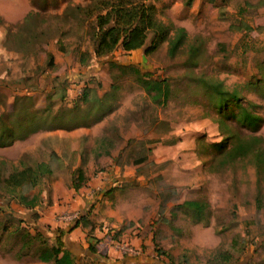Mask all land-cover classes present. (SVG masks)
<instances>
[{
    "label": "rangeland",
    "instance_id": "obj_1",
    "mask_svg": "<svg viewBox=\"0 0 264 264\" xmlns=\"http://www.w3.org/2000/svg\"><path fill=\"white\" fill-rule=\"evenodd\" d=\"M98 1L0 0V141L30 116L37 127L0 142V171L50 167L13 195L0 184V264H51L40 253L58 242L75 264H219L224 250L226 264H264V163L225 162L219 144L233 132L264 147V0H131L152 2L170 36L184 26L186 37L173 53L168 39L146 52L149 30L140 49L95 56L94 16L75 6ZM147 77L165 83L150 88ZM217 82L223 110L210 93ZM78 167L86 178L75 189ZM185 199L206 212L194 216ZM82 214L96 240L74 230Z\"/></svg>",
    "mask_w": 264,
    "mask_h": 264
},
{
    "label": "trees",
    "instance_id": "obj_2",
    "mask_svg": "<svg viewBox=\"0 0 264 264\" xmlns=\"http://www.w3.org/2000/svg\"><path fill=\"white\" fill-rule=\"evenodd\" d=\"M97 3L99 4L98 7H95L96 5L85 7L80 5L75 6L76 8L81 9L86 16H94V20L91 25L94 28L93 53L95 56L106 55L118 44H120L126 51L140 49L145 42L147 32L149 30L153 32V35L150 44L145 48L146 52L151 51L157 43L168 39L169 51L173 53L180 42L187 35V31L184 26H175V31H173L172 36H170V27L157 19L156 6L152 2L99 0ZM27 16L28 15L24 17V20ZM191 49L193 53L195 48L191 47ZM109 62L121 68L125 66V64L120 62L112 60ZM144 81L146 83L145 85L150 88H160L161 85L165 83V80H159L153 77H147ZM209 88L211 91L210 93H212V96L216 99L219 110H223L224 105L227 104L226 101H228V92L222 88L219 82L212 83ZM230 95L239 106L238 113L241 120L255 126L258 118L257 114L250 111L248 107L240 104L239 96L235 90H232ZM81 97L82 100H87V93L84 92ZM32 121L33 116H30L29 123L22 126V130L25 129L24 132H20L19 134H15L12 130H8L7 135L11 136V138L7 141H0L1 145L11 143L16 135H18L19 138H23L28 133L35 131L37 127L31 126ZM52 126V124H49L47 127L50 128ZM224 137L225 139L219 142V144L224 146L221 154H223L222 159H224L225 162L233 161L238 157L250 155L254 158L257 167H261L264 163V147L259 144L261 139L259 135L247 134L240 136L233 132H227L224 134ZM227 141H230L229 145H227ZM146 158V155H140L135 158L133 162L139 163L144 161ZM42 165L44 168L41 167ZM77 171L80 182L73 183V187L75 189H79L82 185V181L86 178L82 167H78ZM48 172H50V167L45 163L39 162L36 167L24 165L11 170L6 175H3L0 171V184L4 186L5 190L9 191L13 195V191L17 187L31 185L34 183L35 178ZM107 193L109 192H106L105 194ZM18 201L25 207L31 208L37 203V196L33 195L30 198H27L26 195L19 194ZM180 206H185L190 210L192 209L193 215L196 217L206 212V206L195 199H185L180 203ZM79 223L86 228V238L89 240H91V237L95 238V240L97 239L93 236L95 235L93 233L94 225L91 224L87 214H82L76 219L75 225H78ZM39 234V232L36 233V235ZM155 248L157 249L156 245ZM89 249L92 252L96 251L95 244L90 243ZM103 256L107 257L105 254H103ZM40 258L47 261L51 260V264H75L71 252L66 248L63 249L59 242L45 246L44 250L40 253ZM215 258V260L218 261L217 263L226 264L231 261L232 254L227 250L219 251Z\"/></svg>",
    "mask_w": 264,
    "mask_h": 264
},
{
    "label": "crops",
    "instance_id": "obj_3",
    "mask_svg": "<svg viewBox=\"0 0 264 264\" xmlns=\"http://www.w3.org/2000/svg\"><path fill=\"white\" fill-rule=\"evenodd\" d=\"M86 199V198H85ZM81 223H79L78 225H75L74 226V230H76V229H79V225H80Z\"/></svg>",
    "mask_w": 264,
    "mask_h": 264
}]
</instances>
